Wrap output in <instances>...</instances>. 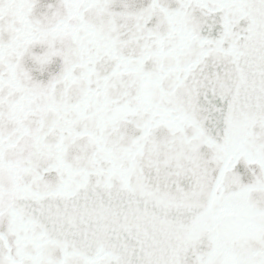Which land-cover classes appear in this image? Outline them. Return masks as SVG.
Returning <instances> with one entry per match:
<instances>
[{"label": "snow or ice", "instance_id": "snow-or-ice-1", "mask_svg": "<svg viewBox=\"0 0 264 264\" xmlns=\"http://www.w3.org/2000/svg\"><path fill=\"white\" fill-rule=\"evenodd\" d=\"M0 264H264V0H0Z\"/></svg>", "mask_w": 264, "mask_h": 264}]
</instances>
